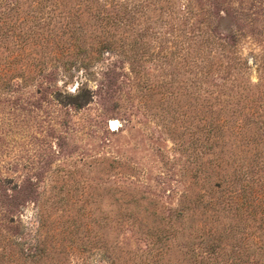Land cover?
<instances>
[{"label": "rangeland", "instance_id": "1", "mask_svg": "<svg viewBox=\"0 0 264 264\" xmlns=\"http://www.w3.org/2000/svg\"><path fill=\"white\" fill-rule=\"evenodd\" d=\"M41 1L0 0V264H264V0Z\"/></svg>", "mask_w": 264, "mask_h": 264}, {"label": "trees", "instance_id": "2", "mask_svg": "<svg viewBox=\"0 0 264 264\" xmlns=\"http://www.w3.org/2000/svg\"><path fill=\"white\" fill-rule=\"evenodd\" d=\"M61 2L63 4V0H60V1H58V0H43L41 5H42V8H44L43 10H46L45 14H49L50 12H54V11L58 10L59 7L61 6ZM65 6H66V4H65ZM17 7L18 6L14 2H12V5H10L8 7L9 11H7L5 13V15L9 16V20H7L8 16L4 17L3 14H1V16H0V56H4V60L6 57L9 58L8 56L10 54L9 53L10 51L8 49L7 43L10 41L9 39L13 36L14 27H15V23L14 22L12 23L13 18H11L10 12H15V10H17ZM78 7H79V5L78 6L76 5L75 8H78ZM41 14H43V13H41ZM46 16H48V15H46ZM42 18H40V19H42ZM40 19L37 21L39 23V25L43 23V22H40L41 21ZM72 23H73V21H72ZM50 24H51L50 21H48L47 23L44 22L41 27H37L36 29L33 28L32 26H30V27H28L27 30L24 31V33H22L23 35H19V36H20V38L23 36V38H24L23 40L29 39V36L32 37L31 33H34V30H36V36H37V34L40 35L41 31H43L44 28H48ZM78 28L79 27H77V29ZM26 31H28V32H26ZM8 73H9L8 70L5 69L4 66H2V67L0 66V87H2V86L7 87L8 86L10 88V83L8 85V77H9ZM229 76L230 75L225 77V85L224 86H232V87L234 86V88L237 89V92L241 91V89L250 91V89L247 87V85H243L242 83L239 82L238 79L235 80V78H234V83H233V81H230ZM232 84H234V85H232ZM259 85H264L263 79H262V83L254 84L253 86L258 87Z\"/></svg>", "mask_w": 264, "mask_h": 264}, {"label": "bare ground", "instance_id": "3", "mask_svg": "<svg viewBox=\"0 0 264 264\" xmlns=\"http://www.w3.org/2000/svg\"><path fill=\"white\" fill-rule=\"evenodd\" d=\"M111 126H113V121L111 122Z\"/></svg>", "mask_w": 264, "mask_h": 264}]
</instances>
